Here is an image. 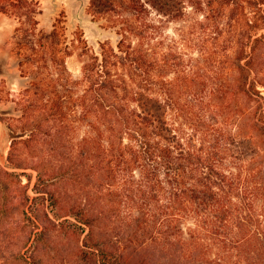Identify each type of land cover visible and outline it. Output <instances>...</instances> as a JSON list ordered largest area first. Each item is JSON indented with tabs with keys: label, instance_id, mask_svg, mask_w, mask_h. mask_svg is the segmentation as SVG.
I'll use <instances>...</instances> for the list:
<instances>
[{
	"label": "trees",
	"instance_id": "1",
	"mask_svg": "<svg viewBox=\"0 0 264 264\" xmlns=\"http://www.w3.org/2000/svg\"><path fill=\"white\" fill-rule=\"evenodd\" d=\"M89 2L116 28V48L96 53L82 33L69 40L60 21L37 32V0L0 2L1 12L26 17L16 29L19 66L33 78L18 102L22 116L8 123L11 171H0L20 182L37 173L24 215L42 222L38 206L47 205L60 226L84 236L82 257L97 264H153L121 250L137 230L154 232L147 242L170 264H264V0ZM167 23H183L184 46L199 54L193 76L165 46ZM75 51L80 79L66 65ZM218 53L224 70L233 65V83L208 88L195 68ZM77 125L89 131L75 142ZM46 182L71 184V192H46ZM69 200L60 217L56 208ZM120 210L126 231L110 228L103 240L107 214Z\"/></svg>",
	"mask_w": 264,
	"mask_h": 264
},
{
	"label": "rangeland",
	"instance_id": "2",
	"mask_svg": "<svg viewBox=\"0 0 264 264\" xmlns=\"http://www.w3.org/2000/svg\"><path fill=\"white\" fill-rule=\"evenodd\" d=\"M5 1L16 4L21 3V0H0L2 2L1 6H7V8H9V3H5ZM37 1H39L42 11L41 14L36 16L39 23L37 32L50 33L57 21H60V26L66 29L69 40L75 34L82 33L84 39L96 53L101 52L102 45L117 47L120 37L116 34V28L112 27L110 21L99 19L91 13L89 0ZM10 9L12 10V8ZM192 18L201 20V16L198 14L192 16ZM25 20V16L19 18L12 11L7 14L0 11V171H11L8 158L13 135L8 128V123L16 124L13 118L22 116L18 102L21 100L24 90L31 85L33 80L31 75L23 74L19 66L23 60V51L16 29L20 26V22ZM183 25V23H167L162 30L164 31L162 39L165 38V46L173 45V52L179 58H182L183 67L181 69L187 68L190 76H193V70L190 71L191 65L192 63L196 64V60L200 58L196 50H190L184 46L182 37L179 35V29ZM78 52L75 51L66 60L67 68L74 79H80L82 76L83 64ZM210 60L211 62L195 68L196 71H199L198 75L203 83L208 88L224 85L226 82L233 83L232 79L235 74L233 65L226 66L227 69L224 70L223 65L218 64V60H220L219 53L212 54ZM175 77L174 73L170 76L171 79ZM88 131L86 126L77 125L76 132L72 134V140L75 142L82 140L88 136ZM44 138L46 137L41 136L40 143H38L40 144L38 149L40 154H42L41 150L44 152L48 150L46 144H41ZM72 146L74 148V143ZM49 161L50 158L47 157L46 162ZM25 172L33 176L32 181H29L26 177H22L21 182L18 180L12 181L11 178L0 174L2 179L0 182V214L3 213L4 215L0 219V264H97L96 260H85L82 257L84 236L80 237L74 234V229L70 224L60 226V221L53 218L50 209L46 208L47 205L38 206L42 222L27 218V216H31L29 208L31 204L27 205L26 199L28 195L31 198L36 196L33 189L37 183V173L33 170ZM74 186L76 190L78 187L84 188L79 185ZM44 188L46 192L57 193L60 189L70 191L72 185L46 182ZM89 188L88 185L84 191H80L83 198L88 195ZM89 195H91V192H89ZM74 204L73 200L64 202L56 208V213L60 217L66 216L69 207ZM125 214L122 210L116 214H107V219H105L102 226V231L107 237L103 240H107L110 228L117 227L126 231V227H124ZM47 215L51 221L46 219ZM134 216H138V212L135 211ZM64 219H61V221ZM72 221L75 222L73 219ZM153 234L154 232H150L149 235L152 236ZM136 235L138 240L131 247L124 248V244L121 247L126 256L148 255L153 264H170L171 255L165 258L160 257L155 243L150 239L147 242L146 237L150 238L149 235H146L145 238L142 237L144 235L143 230H137ZM143 241L146 243L143 244Z\"/></svg>",
	"mask_w": 264,
	"mask_h": 264
}]
</instances>
